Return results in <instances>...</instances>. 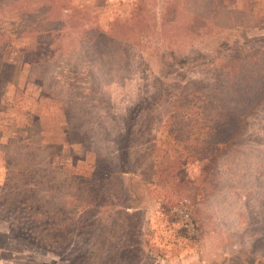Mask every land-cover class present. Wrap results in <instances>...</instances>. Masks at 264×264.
<instances>
[{"label":"rangeland","instance_id":"374dc122","mask_svg":"<svg viewBox=\"0 0 264 264\" xmlns=\"http://www.w3.org/2000/svg\"><path fill=\"white\" fill-rule=\"evenodd\" d=\"M53 1L69 7L50 17L67 26L55 49L36 53L33 9L52 4L0 0V194L34 192L66 217L82 214L69 172L79 173L77 186L81 174L111 167L110 185L120 184L128 157L145 148L146 109L136 105L154 99L161 78L157 191L142 187L145 253L135 264H264V65L230 49L241 35L248 52L244 35L264 34V0ZM228 31L236 34L211 38ZM192 42L227 57L191 67ZM179 56L173 73L161 72ZM111 194L107 211L83 212L87 221L110 218L122 197ZM10 216L0 211V264H70L12 235Z\"/></svg>","mask_w":264,"mask_h":264},{"label":"trees","instance_id":"16d2710c","mask_svg":"<svg viewBox=\"0 0 264 264\" xmlns=\"http://www.w3.org/2000/svg\"><path fill=\"white\" fill-rule=\"evenodd\" d=\"M30 1L31 4H41V6L52 4L45 12L39 11V8L33 9V12L37 15L29 25V32H32L34 40H36L32 49L37 51L36 53L39 50L45 53L48 47L55 49L53 46L55 37L59 35V38H62V32L65 31L63 28H65V25L67 26V24L62 26V23L50 18L52 16L51 13H57L61 17L64 10H68L69 7H64L61 3V5H55L53 0ZM65 1L70 2L71 0ZM71 10H73V7ZM82 11L84 10L82 9ZM65 22L68 21L65 20ZM239 31L247 33L249 28L236 30V32ZM233 34L236 33L228 31L226 33H218L211 38L218 41L233 36ZM239 37L241 35L236 38L235 46L230 44V49L243 53L247 60L255 63L254 66L264 65V34L244 35L245 44L249 40L254 47L253 49H247L248 52L240 49L239 43L241 39ZM197 47V44L192 42L188 51L189 53L193 52V55L185 58L184 63H189L191 67L202 66L203 63L210 66L212 62L217 63L218 59H225L228 54L227 52L223 55L222 49L218 48L217 51H213L210 54L211 56H209L206 51L204 53L194 51ZM219 54L220 56L217 59L216 57ZM182 56H179L180 59L178 60H173L170 65L163 66L161 72H165L168 75V70L170 69V72L173 73L172 66L178 65ZM218 64L223 65L222 63ZM239 67L236 68L237 72L242 70ZM163 81L161 78L157 80L156 93L152 101L136 105L137 109L141 107L146 109L145 123L148 132L145 136V148L140 153L135 154L133 158L128 157V163H131L132 166L119 176L120 184L117 187L113 184L110 185L114 173L111 167L109 168L110 172H106L105 169H99L98 172L81 174L82 177L79 178V185L77 186H74V183H76L78 172H69L66 178V180L71 182L69 186H71L72 192L69 195H76L82 198L80 201L82 208L78 211L84 212L86 209L93 210L103 207L107 211L108 206L110 207L111 193L116 194V192H119L122 197L114 204L112 208L114 210L110 218L101 223H90L83 216V212H80L82 214L79 216L71 215V217H66L61 214V208L58 204L55 205L50 200L34 192L21 191L11 194H0V211L6 210L11 214L12 235L17 233L22 236L26 235L38 245L61 254V256L63 255L62 257L68 260L70 264H115L121 258L126 259L127 264H135L142 260L143 253H145L142 235L146 222V212L142 205V196L145 197V195L142 187H148L152 191L156 189L157 191L152 181L154 178L156 179L155 175L158 172L156 170L157 160H155L154 155L156 151L161 149L152 141V125L156 117L155 109L159 107V102L164 100L168 94V91L163 88ZM257 87L260 88V83ZM216 134H219L220 137L223 135L221 129L217 130ZM121 136L123 135L121 134ZM210 151L208 149L205 153L210 154ZM177 175L175 174L173 178L175 177L176 179ZM64 194L66 197L69 196L66 192ZM157 195L159 196L158 192L154 196ZM66 203L67 201L63 202L64 205Z\"/></svg>","mask_w":264,"mask_h":264}]
</instances>
